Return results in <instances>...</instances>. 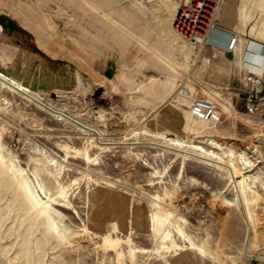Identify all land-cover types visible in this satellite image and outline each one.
I'll return each instance as SVG.
<instances>
[{
	"label": "rangeland",
	"instance_id": "1",
	"mask_svg": "<svg viewBox=\"0 0 264 264\" xmlns=\"http://www.w3.org/2000/svg\"><path fill=\"white\" fill-rule=\"evenodd\" d=\"M123 1L88 34L96 0H0V70L32 90L0 82V264H264V104L246 112V70L219 76V46L185 61L166 4ZM180 84L218 98L222 123ZM245 175L249 220L231 203Z\"/></svg>",
	"mask_w": 264,
	"mask_h": 264
},
{
	"label": "built area",
	"instance_id": "2",
	"mask_svg": "<svg viewBox=\"0 0 264 264\" xmlns=\"http://www.w3.org/2000/svg\"><path fill=\"white\" fill-rule=\"evenodd\" d=\"M178 13L175 26L185 32L186 39H200L197 47L216 45L212 38L218 35L220 13L226 0H177ZM218 21V22H217ZM230 45L229 51L234 52ZM228 46V44H227ZM235 55V54H234ZM244 106L250 115L259 112L264 104V72L246 71L244 74ZM181 94L188 101V109L193 116L201 118L210 126L217 127L222 123L223 113L216 100L194 93L190 86L182 84Z\"/></svg>",
	"mask_w": 264,
	"mask_h": 264
},
{
	"label": "crops",
	"instance_id": "3",
	"mask_svg": "<svg viewBox=\"0 0 264 264\" xmlns=\"http://www.w3.org/2000/svg\"><path fill=\"white\" fill-rule=\"evenodd\" d=\"M86 1L88 2L89 0H86ZM116 1L117 0H109L108 3L116 2ZM125 1H130L132 3L134 0L133 1L132 0H125ZM248 1L250 3V5L248 3L249 7L247 6L248 8L246 7L245 9H242L241 6L243 5V3L247 4ZM123 2H124L123 0H119L118 5L119 6L123 5ZM89 3L91 4V6L93 8L92 10H94V12L96 11L97 12L96 14L100 13V15H95V13H93V12L89 13V11L91 9L85 8L84 12H86V14L88 13V15H86V18L84 19L86 28L89 25L90 27H93V28L97 29L98 31L105 33V19L107 20V19L111 18L113 22L118 23L117 20H114L111 15H109L108 13L105 12V7H104L106 4L105 0H96L95 3H92V2H89ZM129 5L134 12L141 13L132 4H129ZM119 6H118V8H119ZM221 15H222V22H221L222 24H221V28H219V30H218V35L219 34L224 35V37L221 38L222 44H219V47L220 48L223 47L222 48L223 50L219 49L217 51L218 52L217 62H215V67H214L217 74L221 77L229 76L235 68L236 69L237 68L238 69H244L246 71H248L249 69L261 71L262 66H261V58L259 55L264 50V0H245V1L244 0H226L225 5L223 7V10L220 14V18H221ZM80 19H83V18L80 17ZM249 20L254 21V25L252 26L251 31H250V26L252 24V21H249ZM76 25H82V23H80V24L76 23ZM117 25H119V23ZM227 27H231L232 30H227L226 29ZM90 30L91 29H88V28L85 29V31H87L88 34H89ZM233 30H234V32H233ZM91 35H93V32L91 33ZM232 36H235L237 38L236 43H235V48L238 47L239 50H244L245 47H242V45L244 46L247 39H249V38H250L249 40H251V41L253 40L254 43L261 44V46L255 47L254 50L249 49V48L247 49V51L249 53L252 52L251 54H249V56L254 58V60L248 59L249 57H247V60L245 59V61H244V63H245L244 65L237 63V60L240 59V54L237 53L236 49L234 50V52L229 51L228 47H230V46L229 45L227 46V44L230 41ZM213 38H215L213 40V42L216 44L217 43L216 40L218 39V37L214 36ZM244 38H246L245 39L246 41L243 40ZM232 42L233 41H231V43ZM101 44H104V46L102 45L101 48L103 51H105V41H103V43H101ZM209 45H211V44H209ZM211 46L215 47L216 45H211ZM89 50L91 51V49H89ZM89 50L86 49L87 52ZM228 52H233L235 54L234 58H229L227 56ZM184 60L186 61L185 58H184ZM208 60H210V59H208ZM107 71H108L107 66H105V70L103 69V72L106 74ZM262 145H264V144H262ZM261 150H262L263 155H264V150L263 149H261Z\"/></svg>",
	"mask_w": 264,
	"mask_h": 264
},
{
	"label": "bare ground",
	"instance_id": "4",
	"mask_svg": "<svg viewBox=\"0 0 264 264\" xmlns=\"http://www.w3.org/2000/svg\"><path fill=\"white\" fill-rule=\"evenodd\" d=\"M154 1H162V3L166 4L167 7L170 9L171 11V23H172V27H173V30L176 34V36L178 37V39L180 40V42L183 44V49L181 50L182 51V56L185 58H190L188 56H191V55H194L195 56V52L196 53H199L200 50H197V46L200 45L199 44V40L200 39H197V40H192V39H186V34L185 32H183L182 30H179L176 26H175V20H176V16H177V13H178V1L177 0H154ZM223 10V9H222ZM222 12V11H221ZM221 14V13H220ZM263 37V36H262ZM258 38V37H257ZM215 38H212V41L214 40ZM236 40L237 38L235 36H232L230 41L228 42V45L230 46L231 44H233L232 46L234 47V50L236 49L237 50V53L240 54V59L237 60V63L241 64V65H244V61L245 59L247 60V57H249L248 59H253L252 57L249 56V53L247 51V49H255V47H259L261 46V44H257V43H254L253 40H249L246 45H245V48L244 50H239V48H235V43H236ZM231 41H233L231 43ZM194 51V52H193ZM193 52V53H192ZM248 52V53H247ZM202 52H200V55H201ZM188 55V56H187ZM260 58H261V66H262V70L261 71H256V70H248V71H255L257 73H263L264 72V50L260 53ZM200 58V57H199ZM251 61V60H250ZM235 62V61H234ZM0 82L3 84V85H6V86H10L9 88H12V89H15V90H18V91H25L27 95H29L30 92H32V90L25 86L23 83L15 80L13 77L9 76L8 74L4 73L3 71L0 70ZM182 84L179 85V93L181 94V90H182ZM191 88V87H190ZM192 91H194L193 88H191ZM208 98H212L214 100L217 101V103L219 104L220 106V110L221 112L223 113L222 111V108H221V105L218 101V98H216L215 96H207ZM192 114V113H191ZM198 118V117H197ZM207 123V122H206ZM208 124V123H207ZM209 127H211L209 124H208ZM179 143V142H178ZM261 146V149L263 147V145H260ZM190 147H192L193 149H196L197 151L198 150H204L203 147H200V145L198 144H192L190 145ZM264 148V147H263ZM191 153H194V151H189ZM206 152V151H205ZM253 152V151H252ZM207 154H210L209 152H206ZM212 153V152H211ZM254 154L253 155H256V157L252 155V159L255 160L256 162L258 163H261L262 162V158L264 157L263 154H258L257 152H253ZM199 155V154H198ZM209 161H216L222 165H225L228 167V169L234 165L233 161L232 160H223L222 157L218 156V155H214L213 156H205ZM220 158V160L218 161L217 159ZM253 162V161H252ZM254 163V162H253ZM230 170V169H229ZM250 173V172H249ZM256 175V174H255ZM250 176V175H249ZM257 176V175H256ZM254 178V177H253ZM258 178V177H257ZM247 179V175L244 176V178H241V179H233L232 180V186H234V189H236V194L235 196L231 199V203L233 204H238L240 205V207L242 208V211L244 213V215L246 216L245 218L248 219L247 217V214L248 216L251 214L250 213V210L247 206V199H246V195L244 193V191L242 189H240V187H238L239 185H241L245 180ZM249 179V178H248ZM247 179V180H248ZM255 180V178H254ZM252 181V180H251ZM256 181V180H255ZM230 203V202H229ZM251 222L249 221V227L251 229ZM247 238L246 240H250L249 238V233L247 234Z\"/></svg>",
	"mask_w": 264,
	"mask_h": 264
},
{
	"label": "water",
	"instance_id": "5",
	"mask_svg": "<svg viewBox=\"0 0 264 264\" xmlns=\"http://www.w3.org/2000/svg\"><path fill=\"white\" fill-rule=\"evenodd\" d=\"M8 23V22H7ZM227 56L229 57V58H234V53L233 52H228L227 53Z\"/></svg>",
	"mask_w": 264,
	"mask_h": 264
}]
</instances>
